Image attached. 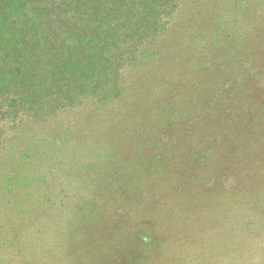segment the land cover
<instances>
[{"label":"rangeland","instance_id":"1","mask_svg":"<svg viewBox=\"0 0 264 264\" xmlns=\"http://www.w3.org/2000/svg\"><path fill=\"white\" fill-rule=\"evenodd\" d=\"M166 18L117 96L7 135L0 264H264V0Z\"/></svg>","mask_w":264,"mask_h":264},{"label":"trees","instance_id":"2","mask_svg":"<svg viewBox=\"0 0 264 264\" xmlns=\"http://www.w3.org/2000/svg\"><path fill=\"white\" fill-rule=\"evenodd\" d=\"M176 5L0 0V156L24 124L45 123L87 97L117 96L120 69L146 54Z\"/></svg>","mask_w":264,"mask_h":264}]
</instances>
